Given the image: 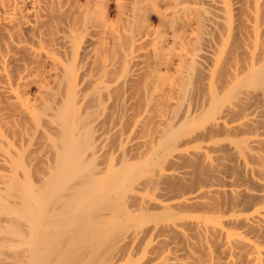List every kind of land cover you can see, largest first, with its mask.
Masks as SVG:
<instances>
[{
    "label": "bare ground",
    "instance_id": "6f19581e",
    "mask_svg": "<svg viewBox=\"0 0 264 264\" xmlns=\"http://www.w3.org/2000/svg\"><path fill=\"white\" fill-rule=\"evenodd\" d=\"M0 264H264V0H0Z\"/></svg>",
    "mask_w": 264,
    "mask_h": 264
}]
</instances>
